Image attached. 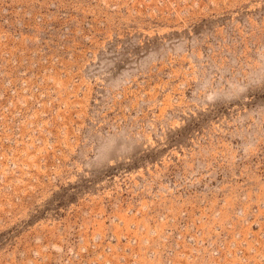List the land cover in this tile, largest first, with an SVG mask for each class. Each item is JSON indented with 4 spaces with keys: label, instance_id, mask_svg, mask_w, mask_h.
<instances>
[{
    "label": "rangeland",
    "instance_id": "1",
    "mask_svg": "<svg viewBox=\"0 0 264 264\" xmlns=\"http://www.w3.org/2000/svg\"><path fill=\"white\" fill-rule=\"evenodd\" d=\"M9 6L0 264L164 256L166 214L201 216L216 262L264 264V0ZM176 246L168 264L208 263Z\"/></svg>",
    "mask_w": 264,
    "mask_h": 264
},
{
    "label": "built area",
    "instance_id": "2",
    "mask_svg": "<svg viewBox=\"0 0 264 264\" xmlns=\"http://www.w3.org/2000/svg\"><path fill=\"white\" fill-rule=\"evenodd\" d=\"M17 8H22V6H17ZM10 9V6H9V0H0V28H12L15 27L17 28V25L20 24V21L19 20H15V21H10V18L9 20H7L8 18V14L10 13L11 10ZM11 23L14 25L12 26ZM0 39L3 40L0 36ZM179 217L175 218L177 220V225H176V222H175V219L171 218L172 216L170 214H166L163 218L167 221H173V226L171 228L168 227V234L166 236H164V234H162L161 236L166 238L167 240V245H166V248L168 247H171L173 250H175V248H178V250H181V246H176V243L177 242H180L182 240V242H185L187 243V245L193 249V251L191 253L195 254L196 257H203V258H206L208 260V263L207 264H242L243 260L241 261H237L234 259L233 261V258L232 259H226L224 257H220L219 261L216 262V259H215V256L216 254L220 253V246L222 245V241L220 239H217L215 240L213 238V235L209 234L207 235L206 232L205 233H202L201 231V228L199 227H194V225L196 224V222H198L202 217L201 216H195L193 222L190 221V218L189 216L187 215H183V214H178ZM251 217V216H249ZM248 217L246 216L245 219H247ZM187 221H190L189 225H187ZM169 225V224H167ZM132 227L135 228V225H132ZM191 227V229L189 228ZM189 229V230H192V233H191V236L190 235H186L184 233L185 229ZM216 229V226H212V230H215ZM155 230V229H154ZM152 230H149L148 232H151ZM187 236H190L188 238H186ZM193 236H198L197 238H199L200 236V239L197 240L196 237H193ZM216 235L214 234V237ZM124 238V236H123ZM169 240H168V239ZM180 239V241H179ZM211 240H214L215 242H211ZM148 243L146 244L145 248L143 249V253H135L133 254V252H136V250L132 247V255H131V259L130 261H127L126 259H124L123 256L122 257V261H121V264H168L170 262V254L172 251V249H166L167 253L163 256L161 254H157L154 250V247L153 245L150 244V240L148 238L145 239V242ZM135 242V237L132 236V245L133 243ZM176 246V247H174ZM130 247V245L128 246ZM128 250H130L131 248H127ZM182 255L185 254V251L181 252ZM160 256V257H159ZM72 258V256H70L68 258L67 261L69 262H66L64 261V263L66 264H74L73 263V260L70 261ZM77 260V259H76ZM143 261V263H141ZM62 261V260H61ZM60 262V261H59ZM245 264H250V262H244Z\"/></svg>",
    "mask_w": 264,
    "mask_h": 264
}]
</instances>
